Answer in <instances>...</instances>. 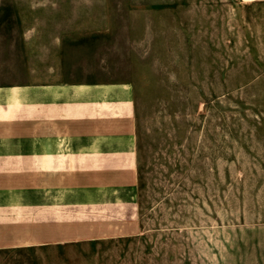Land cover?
<instances>
[{"label":"rangeland","instance_id":"374dc122","mask_svg":"<svg viewBox=\"0 0 264 264\" xmlns=\"http://www.w3.org/2000/svg\"><path fill=\"white\" fill-rule=\"evenodd\" d=\"M36 24L133 85L137 214L0 264H264V0H0V61Z\"/></svg>","mask_w":264,"mask_h":264},{"label":"crops","instance_id":"0c3cea01","mask_svg":"<svg viewBox=\"0 0 264 264\" xmlns=\"http://www.w3.org/2000/svg\"><path fill=\"white\" fill-rule=\"evenodd\" d=\"M17 49L0 61V254L75 240L78 213L134 219L133 85L104 78L55 28L30 26Z\"/></svg>","mask_w":264,"mask_h":264}]
</instances>
